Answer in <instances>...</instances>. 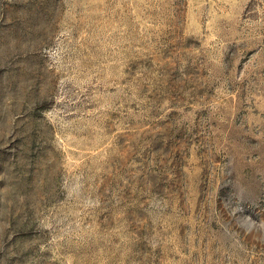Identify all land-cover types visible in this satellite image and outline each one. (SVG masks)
Instances as JSON below:
<instances>
[{
    "label": "rangeland",
    "instance_id": "1",
    "mask_svg": "<svg viewBox=\"0 0 264 264\" xmlns=\"http://www.w3.org/2000/svg\"><path fill=\"white\" fill-rule=\"evenodd\" d=\"M0 264H264V0H0Z\"/></svg>",
    "mask_w": 264,
    "mask_h": 264
}]
</instances>
